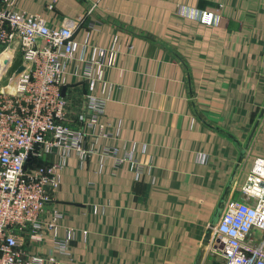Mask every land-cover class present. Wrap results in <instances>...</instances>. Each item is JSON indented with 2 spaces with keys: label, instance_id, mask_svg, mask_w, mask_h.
<instances>
[{
  "label": "crops",
  "instance_id": "0c3cea01",
  "mask_svg": "<svg viewBox=\"0 0 264 264\" xmlns=\"http://www.w3.org/2000/svg\"><path fill=\"white\" fill-rule=\"evenodd\" d=\"M49 1L16 8L53 27L84 17L74 40L116 52L95 91L105 120L146 146L138 181L128 164L96 174L94 160L69 159L55 207L59 235L74 231L72 259L57 264H222L210 224L229 183L221 214L264 159V0H57L46 10ZM200 12L220 18L205 26ZM66 83L82 88L70 74ZM251 238L264 247L261 231Z\"/></svg>",
  "mask_w": 264,
  "mask_h": 264
},
{
  "label": "built area",
  "instance_id": "2783aa9c",
  "mask_svg": "<svg viewBox=\"0 0 264 264\" xmlns=\"http://www.w3.org/2000/svg\"><path fill=\"white\" fill-rule=\"evenodd\" d=\"M56 1L45 9L52 10ZM194 17L205 26L220 18L212 12ZM83 18H64L53 27L39 15L18 11L16 0H0V52L12 48L0 72V80L6 78L0 86V264L72 259L74 231L59 235L63 213L55 207L60 172L71 157L80 165L94 160L96 174L111 162L114 170L130 165L135 181L142 176L139 157L146 146L121 138V122L105 120L106 100L95 94L104 71L114 68L116 52L74 40ZM15 54L18 65L10 72ZM67 74L81 81L80 91H68L73 84L66 83ZM206 159L200 156L201 163ZM241 194V201L224 209L209 240L222 264H264L263 243L251 238L254 229L264 235V159L254 160ZM44 246L46 252L38 253Z\"/></svg>",
  "mask_w": 264,
  "mask_h": 264
},
{
  "label": "water",
  "instance_id": "95a60500",
  "mask_svg": "<svg viewBox=\"0 0 264 264\" xmlns=\"http://www.w3.org/2000/svg\"><path fill=\"white\" fill-rule=\"evenodd\" d=\"M4 64H7V61H4ZM21 70H22V67H21V66L17 67L16 70H15V72H14V74L19 73ZM65 89H66V88L63 87V89H62V96L64 95ZM263 112H264V110L260 113V117L262 116ZM257 126H258V123H256V124L254 125L253 131H252V133H251V135H250V139L252 138L253 133H254V131H255V129H256ZM243 153H244V152H241V153H240L239 160H238V164H240L241 161H242V159H243ZM238 166H239V165H238ZM235 173H236V170H235ZM229 189H230V183H229V185L227 186V188H226V190H225V192H224V194H223V196H222V198H221V200H220L219 206H218V208H217V212L215 213V218L212 220V222H211V224H210V226H211L212 228L215 227V225H216V223H217V221H218L217 219H218V217H220V215H221V211H222V209H223V207H224V204H225V202H226V197H227V195H228V193H229ZM209 233H210V232H209ZM207 237H209V236H207Z\"/></svg>",
  "mask_w": 264,
  "mask_h": 264
},
{
  "label": "bare ground",
  "instance_id": "6f19581e",
  "mask_svg": "<svg viewBox=\"0 0 264 264\" xmlns=\"http://www.w3.org/2000/svg\"><path fill=\"white\" fill-rule=\"evenodd\" d=\"M11 53H12V48L0 52V72L3 70L4 66L6 65L4 64V61H7L11 57Z\"/></svg>",
  "mask_w": 264,
  "mask_h": 264
},
{
  "label": "trees",
  "instance_id": "16d2710c",
  "mask_svg": "<svg viewBox=\"0 0 264 264\" xmlns=\"http://www.w3.org/2000/svg\"><path fill=\"white\" fill-rule=\"evenodd\" d=\"M18 65V59L15 58L12 62L11 68H10V72Z\"/></svg>",
  "mask_w": 264,
  "mask_h": 264
},
{
  "label": "rangeland",
  "instance_id": "374dc122",
  "mask_svg": "<svg viewBox=\"0 0 264 264\" xmlns=\"http://www.w3.org/2000/svg\"><path fill=\"white\" fill-rule=\"evenodd\" d=\"M16 57V54L14 55L13 59H11V62H13L14 58ZM8 75V74H7ZM6 83V78H2L0 80V86L4 85Z\"/></svg>",
  "mask_w": 264,
  "mask_h": 264
}]
</instances>
